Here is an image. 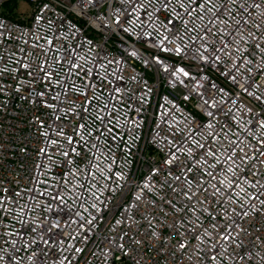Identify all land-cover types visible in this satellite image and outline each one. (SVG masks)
I'll return each instance as SVG.
<instances>
[{"label": "built area", "instance_id": "2783aa9c", "mask_svg": "<svg viewBox=\"0 0 264 264\" xmlns=\"http://www.w3.org/2000/svg\"><path fill=\"white\" fill-rule=\"evenodd\" d=\"M20 1L0 264H264V0Z\"/></svg>", "mask_w": 264, "mask_h": 264}, {"label": "snow or ice", "instance_id": "6c2138e0", "mask_svg": "<svg viewBox=\"0 0 264 264\" xmlns=\"http://www.w3.org/2000/svg\"><path fill=\"white\" fill-rule=\"evenodd\" d=\"M206 2H210V0H206ZM200 6L204 7V5H200ZM256 6L259 7V5H256ZM179 50L180 49H177V51H179ZM0 59H3V57H0ZM217 59H218V57H217ZM17 63H19V61H17ZM73 66L74 67H78V65H73ZM23 67L27 68L28 65H23ZM41 70H43V69H41ZM181 71H183V70L181 69ZM29 74L31 75V73H29ZM46 74L49 75V76L51 75V73H46ZM184 75H187V73H184ZM86 87H88V85H86ZM40 95H43V93H41ZM84 96H85L86 102L90 103V101H87V96H88L87 92L84 93ZM84 110L87 111V109H84ZM101 119H103V117H101ZM68 142H69V144H71L73 142V138L72 137H68ZM53 143H56V141H53ZM42 151H43V149H42ZM73 151H75V149H73ZM64 155L67 156L68 153H64ZM229 159H231V156H229ZM177 179H179V177H177ZM217 191H219V189H217ZM189 199H191V197H189ZM254 199H255V197H254ZM262 203H264V202H262Z\"/></svg>", "mask_w": 264, "mask_h": 264}, {"label": "rangeland", "instance_id": "374dc122", "mask_svg": "<svg viewBox=\"0 0 264 264\" xmlns=\"http://www.w3.org/2000/svg\"><path fill=\"white\" fill-rule=\"evenodd\" d=\"M26 1H24V0H21L19 3H18V6H17V8H16V10L15 11H25V10H27L28 8H27V4L25 3Z\"/></svg>", "mask_w": 264, "mask_h": 264}]
</instances>
